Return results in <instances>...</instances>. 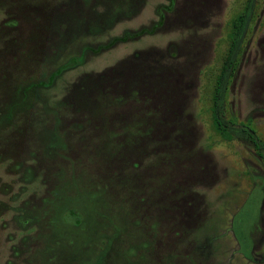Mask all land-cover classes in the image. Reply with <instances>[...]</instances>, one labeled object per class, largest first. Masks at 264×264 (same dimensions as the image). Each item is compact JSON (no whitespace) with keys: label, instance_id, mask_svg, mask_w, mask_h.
<instances>
[{"label":"rangeland","instance_id":"374dc122","mask_svg":"<svg viewBox=\"0 0 264 264\" xmlns=\"http://www.w3.org/2000/svg\"><path fill=\"white\" fill-rule=\"evenodd\" d=\"M100 262L264 264V0H0V264Z\"/></svg>","mask_w":264,"mask_h":264},{"label":"flooded vegetation","instance_id":"af4514ba","mask_svg":"<svg viewBox=\"0 0 264 264\" xmlns=\"http://www.w3.org/2000/svg\"><path fill=\"white\" fill-rule=\"evenodd\" d=\"M240 228H235V231H236V234L238 235L237 237L239 238V241H240V243H242V239H241V235H240V230H239ZM243 247V246H242Z\"/></svg>","mask_w":264,"mask_h":264},{"label":"trees","instance_id":"16d2710c","mask_svg":"<svg viewBox=\"0 0 264 264\" xmlns=\"http://www.w3.org/2000/svg\"><path fill=\"white\" fill-rule=\"evenodd\" d=\"M217 119L219 120L218 116H217ZM253 139H254V136H251ZM99 264H102V262H100Z\"/></svg>","mask_w":264,"mask_h":264}]
</instances>
